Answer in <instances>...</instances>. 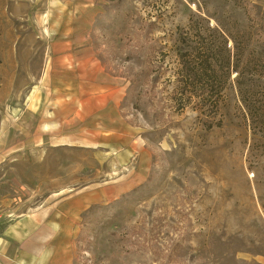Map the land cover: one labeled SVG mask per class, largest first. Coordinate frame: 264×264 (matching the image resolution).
Here are the masks:
<instances>
[{
	"label": "rangeland",
	"instance_id": "1",
	"mask_svg": "<svg viewBox=\"0 0 264 264\" xmlns=\"http://www.w3.org/2000/svg\"><path fill=\"white\" fill-rule=\"evenodd\" d=\"M92 3L91 48L123 89L106 100L118 104L106 112L105 128L116 117L122 143L100 135L99 149L7 147L15 136H5L9 126L47 88L56 67L52 30L66 16L58 0H0V147L14 152L0 158V199L53 204L82 188L123 183L121 195L82 207L73 220V264H264V64L245 79L250 109L235 73L215 107V94L186 102L176 57L186 34L220 53L226 41L233 54L232 37L242 34L254 45L264 0Z\"/></svg>",
	"mask_w": 264,
	"mask_h": 264
},
{
	"label": "crops",
	"instance_id": "2",
	"mask_svg": "<svg viewBox=\"0 0 264 264\" xmlns=\"http://www.w3.org/2000/svg\"><path fill=\"white\" fill-rule=\"evenodd\" d=\"M58 1L64 9L58 10L66 19L52 30L57 37L51 45L56 67L45 77L47 88L38 91L39 100L32 108L22 110L9 126L11 130L6 131L5 136L15 133L7 146L14 148V152L59 147L99 149L106 144L105 139L98 138L100 135L113 136L117 143H122L119 140L122 129H115L121 125L116 117V126L105 128L106 112L118 104L115 101L106 106V100L118 98L123 89L114 78L105 75L91 48L90 26L97 9L93 8L92 0ZM109 85L116 87L106 92ZM102 128L107 132L98 130ZM5 142L3 137L2 143ZM14 152H5L0 147V158ZM133 152L128 148L126 154L131 156ZM136 181L135 178L128 187L135 186ZM123 188V183L113 189L82 188L53 204L21 202L17 192L13 195L18 198L0 199V264H73V220L78 219L82 207L115 199Z\"/></svg>",
	"mask_w": 264,
	"mask_h": 264
},
{
	"label": "trees",
	"instance_id": "3",
	"mask_svg": "<svg viewBox=\"0 0 264 264\" xmlns=\"http://www.w3.org/2000/svg\"><path fill=\"white\" fill-rule=\"evenodd\" d=\"M251 21H254V19H251ZM263 27L255 31L257 40L254 41V45H250L251 39H244L243 34L240 41L232 37L233 54H230L226 49V41L223 43V52L220 53L217 51L218 48L216 49V46L210 42H196L195 39L191 41L187 37L188 34H186L185 39L180 36L178 40L180 46L176 52L179 63L177 82L180 84L181 91H189L186 102L192 98H196L200 102L208 101L215 94L212 98V105L216 107L217 100L214 98L220 96L224 84L230 79L231 73H235L234 82L240 101L246 108L250 109L251 107L249 108L247 101L245 79L249 74V70L261 69L262 64H264ZM199 39L201 38L199 37ZM185 40L191 42L188 43ZM250 46L253 47L250 48ZM186 102L181 103V107ZM251 117L253 118V115Z\"/></svg>",
	"mask_w": 264,
	"mask_h": 264
}]
</instances>
